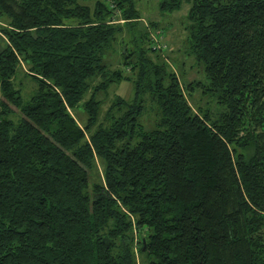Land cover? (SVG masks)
<instances>
[{
  "label": "trees",
  "instance_id": "obj_1",
  "mask_svg": "<svg viewBox=\"0 0 264 264\" xmlns=\"http://www.w3.org/2000/svg\"><path fill=\"white\" fill-rule=\"evenodd\" d=\"M183 3L206 81L135 0H0V264H264V0Z\"/></svg>",
  "mask_w": 264,
  "mask_h": 264
},
{
  "label": "rangeland",
  "instance_id": "obj_2",
  "mask_svg": "<svg viewBox=\"0 0 264 264\" xmlns=\"http://www.w3.org/2000/svg\"><path fill=\"white\" fill-rule=\"evenodd\" d=\"M137 7L142 15V23L147 25L149 22H156L158 28L152 31L154 44L158 48H162L164 57L170 62L171 66L176 70L181 79L184 81L201 80L206 81V75L203 66L199 65L195 58L187 53L186 39L187 31L185 25L187 24V15L189 12L190 4L183 3L181 9L174 11H163L161 9V3L163 0H135ZM0 25H5V21L0 20ZM1 34V33H0ZM4 37L0 35V49L4 46ZM117 49L113 53L107 55L106 60L110 64L111 68L115 69L118 66L120 59L119 50L120 44L116 45ZM181 73V74H180ZM23 80L25 93H29L33 88V83L28 80L23 74L17 79L18 82ZM122 95L127 99L134 97V87L129 81H122L121 83H115L112 85L109 93V97L105 96V102L102 108L101 119L104 117L105 112L109 108L112 99L115 95ZM201 97V100L199 97ZM202 95V96H201ZM89 97V96H88ZM102 97V96H101ZM190 102L194 109L200 105L203 108H210L218 111L220 108L216 99L210 95V92L202 94L201 90L196 92V95L190 96ZM79 120L80 125H84L86 121V114L80 107L79 110L74 113ZM142 120L147 126H153L156 120V113L154 107L148 103V108L142 115ZM99 173L102 174L101 166L99 167ZM98 178L97 173L93 175V179Z\"/></svg>",
  "mask_w": 264,
  "mask_h": 264
}]
</instances>
